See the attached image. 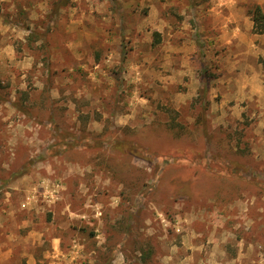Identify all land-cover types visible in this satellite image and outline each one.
Returning a JSON list of instances; mask_svg holds the SVG:
<instances>
[{"label":"rangeland","instance_id":"374dc122","mask_svg":"<svg viewBox=\"0 0 264 264\" xmlns=\"http://www.w3.org/2000/svg\"><path fill=\"white\" fill-rule=\"evenodd\" d=\"M256 4L0 0V264H264Z\"/></svg>","mask_w":264,"mask_h":264},{"label":"trees","instance_id":"16d2710c","mask_svg":"<svg viewBox=\"0 0 264 264\" xmlns=\"http://www.w3.org/2000/svg\"><path fill=\"white\" fill-rule=\"evenodd\" d=\"M248 15L253 21V27L255 32L264 33V12L260 5H253L247 11Z\"/></svg>","mask_w":264,"mask_h":264},{"label":"crops","instance_id":"0c3cea01","mask_svg":"<svg viewBox=\"0 0 264 264\" xmlns=\"http://www.w3.org/2000/svg\"><path fill=\"white\" fill-rule=\"evenodd\" d=\"M25 206V204L23 203V207ZM0 215H1V217H5L6 215H4V214H1L0 213ZM0 226L1 227H3V226H5V221L3 220V221H0Z\"/></svg>","mask_w":264,"mask_h":264}]
</instances>
